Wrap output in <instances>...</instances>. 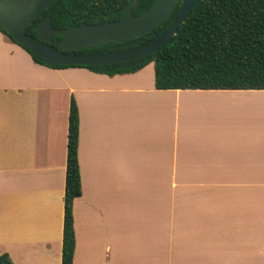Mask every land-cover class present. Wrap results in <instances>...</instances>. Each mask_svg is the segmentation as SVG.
Returning a JSON list of instances; mask_svg holds the SVG:
<instances>
[{
  "label": "crops",
  "instance_id": "0c3cea01",
  "mask_svg": "<svg viewBox=\"0 0 264 264\" xmlns=\"http://www.w3.org/2000/svg\"><path fill=\"white\" fill-rule=\"evenodd\" d=\"M80 113L73 264H264V89H158L155 63L53 68L0 30V256L62 264L69 115Z\"/></svg>",
  "mask_w": 264,
  "mask_h": 264
},
{
  "label": "trees",
  "instance_id": "16d2710c",
  "mask_svg": "<svg viewBox=\"0 0 264 264\" xmlns=\"http://www.w3.org/2000/svg\"><path fill=\"white\" fill-rule=\"evenodd\" d=\"M137 15L156 0H138ZM130 0H56L27 27L35 37L36 25L51 17L55 30L71 26L100 24L123 18ZM174 13L154 30L161 34L172 22ZM0 30L11 40L10 33ZM144 41L149 38L143 37ZM61 36H54L53 46ZM37 63L53 68L85 67L94 72L115 75L132 73L155 63L158 89H264V0H198L171 41L156 53L140 59L135 66L122 63L101 65H51L27 46L21 45ZM109 44L83 49L88 53L109 51ZM82 51V50H80ZM80 113L72 97L69 115L68 157L65 192V223L62 264H73L76 247L73 204L82 195L79 164ZM2 257V256H0Z\"/></svg>",
  "mask_w": 264,
  "mask_h": 264
},
{
  "label": "water",
  "instance_id": "95a60500",
  "mask_svg": "<svg viewBox=\"0 0 264 264\" xmlns=\"http://www.w3.org/2000/svg\"><path fill=\"white\" fill-rule=\"evenodd\" d=\"M56 0H0V25L20 45L27 46L44 62L56 65H101L122 63L129 68L145 56L159 51L167 45L193 10L198 0H184L169 26L159 35L154 30L169 18L181 0H156L152 6L134 15L132 8L139 3L131 0L123 10V18L100 24L71 26L55 30L51 17L39 22L35 37L27 34L28 25ZM61 36L57 47L52 44L54 36ZM150 41L142 43L143 36ZM117 43L131 48L105 53H75L91 46ZM0 264H11L6 255Z\"/></svg>",
  "mask_w": 264,
  "mask_h": 264
},
{
  "label": "rangeland",
  "instance_id": "374dc122",
  "mask_svg": "<svg viewBox=\"0 0 264 264\" xmlns=\"http://www.w3.org/2000/svg\"><path fill=\"white\" fill-rule=\"evenodd\" d=\"M179 187H232L264 188V179L260 180H184L179 179Z\"/></svg>",
  "mask_w": 264,
  "mask_h": 264
},
{
  "label": "flooded vegetation",
  "instance_id": "af4514ba",
  "mask_svg": "<svg viewBox=\"0 0 264 264\" xmlns=\"http://www.w3.org/2000/svg\"><path fill=\"white\" fill-rule=\"evenodd\" d=\"M131 1V0H130ZM184 0H181L180 2H179V4L177 5V7L175 8V10L177 9V12H178V10L180 9V6H181V4H182V2H183ZM130 3V2H129ZM138 5H139V3H138ZM137 5V6H138ZM137 6L136 7H133L132 8V13H133V10L135 9V8H137ZM126 8V7H125ZM124 8V9H125ZM174 10V11H175ZM174 11H173V13H174ZM172 13V14H173ZM177 14V13H176ZM41 22V21H40ZM145 37H147V35H144ZM143 36V37H144ZM148 38V37H147ZM151 40V38H149V41ZM145 42H148V41H144V38H143V41H142V43H145ZM109 47H110V49H109V51H105V52H113V51H118V50H124V49H128V48H131V46H126V47H120V46H118L117 45V43H111V44H109ZM105 52H99V53H105ZM75 53H88V52H85L84 50H82V51H80V50H78V51H75ZM89 54V53H88ZM90 54H94V53H90Z\"/></svg>",
  "mask_w": 264,
  "mask_h": 264
}]
</instances>
